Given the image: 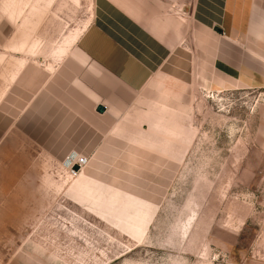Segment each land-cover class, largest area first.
<instances>
[{
    "label": "rangeland",
    "instance_id": "rangeland-1",
    "mask_svg": "<svg viewBox=\"0 0 264 264\" xmlns=\"http://www.w3.org/2000/svg\"><path fill=\"white\" fill-rule=\"evenodd\" d=\"M88 4L35 26L28 0L0 1V264H264V90L222 91L186 66L182 81L158 73L117 120L97 121L69 82L58 93L68 129L28 128L50 92L19 83L51 75L54 86L63 62L76 72ZM155 114L180 136L142 141ZM46 133L79 144H39ZM75 154L88 163L73 176ZM81 172L101 193L95 213L71 191Z\"/></svg>",
    "mask_w": 264,
    "mask_h": 264
},
{
    "label": "crops",
    "instance_id": "crops-1",
    "mask_svg": "<svg viewBox=\"0 0 264 264\" xmlns=\"http://www.w3.org/2000/svg\"><path fill=\"white\" fill-rule=\"evenodd\" d=\"M28 4L30 23L35 26L37 18L58 14L60 9L82 12L85 8L84 0H28ZM83 27L70 49L75 73L70 74L63 62L60 82L56 80L54 86L49 87L51 75L35 86L32 81L19 83V90H37L34 96L42 90L50 92V98L30 100L35 102L30 109L34 116L25 119L28 128L68 129L63 124L68 102L58 93L68 90L69 82L87 100L97 121L105 116L117 120L128 107L129 97L158 73L170 81H182L186 66L199 70L204 81L222 91L264 90V0H89ZM25 61L16 62L17 71ZM99 106L104 108L102 113L97 111ZM145 120L149 131L142 141L165 143V137L181 134L161 114ZM44 139L39 144H79L49 133ZM70 188L95 213L101 199L96 182L82 172ZM119 200L118 191L107 198L108 204Z\"/></svg>",
    "mask_w": 264,
    "mask_h": 264
},
{
    "label": "built area",
    "instance_id": "built-area-1",
    "mask_svg": "<svg viewBox=\"0 0 264 264\" xmlns=\"http://www.w3.org/2000/svg\"><path fill=\"white\" fill-rule=\"evenodd\" d=\"M66 163L69 173L73 176H76L87 165L88 161L86 157L75 154L67 157Z\"/></svg>",
    "mask_w": 264,
    "mask_h": 264
},
{
    "label": "water",
    "instance_id": "water-1",
    "mask_svg": "<svg viewBox=\"0 0 264 264\" xmlns=\"http://www.w3.org/2000/svg\"><path fill=\"white\" fill-rule=\"evenodd\" d=\"M97 111L99 113H102L104 111V108L102 106L97 107Z\"/></svg>",
    "mask_w": 264,
    "mask_h": 264
},
{
    "label": "bare ground",
    "instance_id": "bare-ground-1",
    "mask_svg": "<svg viewBox=\"0 0 264 264\" xmlns=\"http://www.w3.org/2000/svg\"><path fill=\"white\" fill-rule=\"evenodd\" d=\"M81 175H82V172L80 173V175H79L76 179H78ZM72 181H73V180H72Z\"/></svg>",
    "mask_w": 264,
    "mask_h": 264
}]
</instances>
